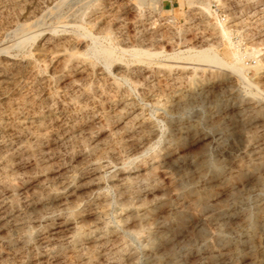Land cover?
Segmentation results:
<instances>
[{"label": "rangeland", "instance_id": "obj_1", "mask_svg": "<svg viewBox=\"0 0 264 264\" xmlns=\"http://www.w3.org/2000/svg\"><path fill=\"white\" fill-rule=\"evenodd\" d=\"M208 3L0 0V264H264V0Z\"/></svg>", "mask_w": 264, "mask_h": 264}, {"label": "bare ground", "instance_id": "obj_2", "mask_svg": "<svg viewBox=\"0 0 264 264\" xmlns=\"http://www.w3.org/2000/svg\"><path fill=\"white\" fill-rule=\"evenodd\" d=\"M209 4V3H208ZM207 4V5H208ZM190 5V4H189ZM204 9H206L204 7ZM208 12V10H207ZM222 23V22H221ZM219 23V24H221ZM220 30L218 31L219 33H221V35L224 37L223 39H227L228 43H229V48H231L230 50V56L231 58L233 59L234 63H232L233 65L235 63H241V60H242V53H239L238 49L236 50V47L234 45V43H232V41L229 40V32L228 30H226L224 28L223 25H221L220 27ZM231 31V30H230ZM232 32V31H231ZM231 34V33H230ZM106 52V51H105ZM192 52V51H191ZM146 53V52H145ZM113 54V53H112ZM111 54V55H112ZM218 55V54H217ZM216 53H212L210 52L209 50L207 49H204V50H201L195 54H193L191 57H190V60L188 59V61H196V62H207V63H213V64H222V62L220 61V59H218L219 56H217ZM113 56V55H112ZM230 59V58H229ZM187 60V59H186ZM224 64V63H223ZM236 65V64H235ZM242 66V65H241Z\"/></svg>", "mask_w": 264, "mask_h": 264}, {"label": "built area", "instance_id": "obj_3", "mask_svg": "<svg viewBox=\"0 0 264 264\" xmlns=\"http://www.w3.org/2000/svg\"><path fill=\"white\" fill-rule=\"evenodd\" d=\"M203 1H208L210 3V9H211V11H214L216 13V15L218 16L219 19H221V20H224L225 19L226 16L224 14H223V16H219V14H217L218 11H216V9L219 10L218 7L216 9H213V6H216V5L213 4V3H211V0H203Z\"/></svg>", "mask_w": 264, "mask_h": 264}]
</instances>
